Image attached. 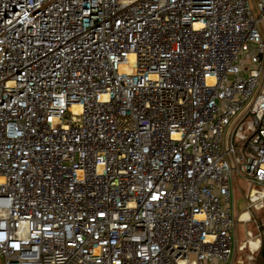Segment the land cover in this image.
I'll return each instance as SVG.
<instances>
[{
	"label": "built area",
	"instance_id": "obj_1",
	"mask_svg": "<svg viewBox=\"0 0 264 264\" xmlns=\"http://www.w3.org/2000/svg\"><path fill=\"white\" fill-rule=\"evenodd\" d=\"M236 179L249 222L264 0H0L2 264H232Z\"/></svg>",
	"mask_w": 264,
	"mask_h": 264
},
{
	"label": "rangeland",
	"instance_id": "obj_2",
	"mask_svg": "<svg viewBox=\"0 0 264 264\" xmlns=\"http://www.w3.org/2000/svg\"><path fill=\"white\" fill-rule=\"evenodd\" d=\"M245 192V181L241 179H236V181L232 183L231 197L233 203L234 216L237 220L235 227V240L239 246L246 242H253L256 244L260 238L258 237V234L264 231V211L256 213L254 218H252V220L249 222L245 221L244 217H240L238 219L240 214L245 210V200L243 197ZM258 225L259 229L257 228ZM260 240L261 243H263V239L260 238ZM259 251H261V248L257 251L251 252L247 245L242 251L236 249L232 264H256V261H258ZM0 264H2L1 260Z\"/></svg>",
	"mask_w": 264,
	"mask_h": 264
},
{
	"label": "water",
	"instance_id": "obj_3",
	"mask_svg": "<svg viewBox=\"0 0 264 264\" xmlns=\"http://www.w3.org/2000/svg\"><path fill=\"white\" fill-rule=\"evenodd\" d=\"M261 258H262V264H264V238H263V243H262V248H261Z\"/></svg>",
	"mask_w": 264,
	"mask_h": 264
},
{
	"label": "trees",
	"instance_id": "obj_4",
	"mask_svg": "<svg viewBox=\"0 0 264 264\" xmlns=\"http://www.w3.org/2000/svg\"><path fill=\"white\" fill-rule=\"evenodd\" d=\"M262 248V247H261ZM261 251H259L258 261H256V264H262V258H261Z\"/></svg>",
	"mask_w": 264,
	"mask_h": 264
}]
</instances>
